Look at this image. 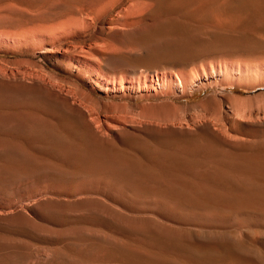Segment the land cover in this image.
<instances>
[{"label":"rangeland","instance_id":"obj_1","mask_svg":"<svg viewBox=\"0 0 264 264\" xmlns=\"http://www.w3.org/2000/svg\"><path fill=\"white\" fill-rule=\"evenodd\" d=\"M263 62L264 0H0V264H264Z\"/></svg>","mask_w":264,"mask_h":264},{"label":"bare ground","instance_id":"obj_2","mask_svg":"<svg viewBox=\"0 0 264 264\" xmlns=\"http://www.w3.org/2000/svg\"><path fill=\"white\" fill-rule=\"evenodd\" d=\"M224 73H226L230 76L246 78V79L249 77H252L254 75H255V78L257 77L256 75L264 77V62L260 63L258 65H252V66H250L248 64L247 65H241L240 68H231L229 70L227 68L225 70L220 69V72H217V74L220 76H222V75L224 76ZM96 81L100 82L103 85L106 84V82L101 77H97ZM190 83H192V82H190ZM100 87H101V85H100Z\"/></svg>","mask_w":264,"mask_h":264}]
</instances>
